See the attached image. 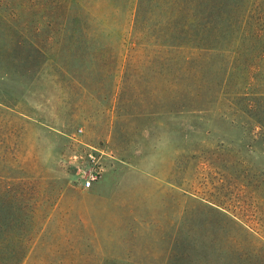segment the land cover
<instances>
[{
	"label": "rangeland",
	"instance_id": "rangeland-1",
	"mask_svg": "<svg viewBox=\"0 0 264 264\" xmlns=\"http://www.w3.org/2000/svg\"><path fill=\"white\" fill-rule=\"evenodd\" d=\"M65 1L0 0V219L29 228L21 264H264V107L242 111L264 103V0H231L206 43L178 33L193 0H68L86 32L49 27ZM186 61L206 80L180 108Z\"/></svg>",
	"mask_w": 264,
	"mask_h": 264
},
{
	"label": "trees",
	"instance_id": "trees-1",
	"mask_svg": "<svg viewBox=\"0 0 264 264\" xmlns=\"http://www.w3.org/2000/svg\"><path fill=\"white\" fill-rule=\"evenodd\" d=\"M69 1L66 0L64 3L53 4L50 17L51 21L48 22L49 27L53 29L58 28L59 30L64 31H88L90 29V26H92L93 24V19L89 14V10L84 4L81 3L75 4V8H71L69 5ZM149 1L152 3V0ZM163 2L164 8H161V12H163V10L167 12L168 10L170 11L169 13H171L170 9L173 6L170 1ZM192 2L193 8L189 9L190 11L192 10V22L189 25L184 26V29L182 27V29L178 33L180 35H189L190 40L198 41L199 43H206L208 42V40H211L209 38H212V32L216 28L219 31H223V29H221L220 27V23L223 20L228 23L229 19H231L232 13L236 12L235 8L232 9V7L234 6L231 5V0H193ZM59 9H62L61 13L58 12ZM172 18L174 21L175 17L169 14L167 25H170L172 23ZM224 28L228 29L229 25L227 24ZM170 33L173 35L174 31ZM174 38H177L176 35H174ZM252 38L258 43H261L264 40L261 32L259 31L253 34ZM69 43L72 42L70 41ZM196 48L207 51L214 50V48L207 47ZM256 49L258 52L256 60H258L259 64V61H264V46H260ZM217 50L226 51L227 49ZM41 52V49L37 47L35 53L41 54ZM185 63L190 67L189 71L191 72V70L194 69V72H189V76L187 73H181L183 74L181 75V78L184 76L183 80L185 81L183 83L184 89H182V87H179L181 92L178 94L177 103L180 108H186L187 106L190 107V105H192L191 96H193L194 93H192V90L190 89L191 81H193L192 86H194L197 80H199L200 83L206 80L203 71L202 74H198L197 72L196 68H199L200 65L194 63V61H186ZM258 64H254L253 67H250V71L252 74H254L255 71H258L260 67H262ZM245 107H248V109H245ZM256 107H264V103L259 102L257 104H254L253 102H248L246 106H244L242 111L249 113ZM259 119H255L256 122H259L264 127V124H262ZM28 230L29 228H27V224H24V222H17L16 220L8 216L6 219H0V264H21L23 258L30 248V237L28 236Z\"/></svg>",
	"mask_w": 264,
	"mask_h": 264
},
{
	"label": "built area",
	"instance_id": "built-area-1",
	"mask_svg": "<svg viewBox=\"0 0 264 264\" xmlns=\"http://www.w3.org/2000/svg\"><path fill=\"white\" fill-rule=\"evenodd\" d=\"M85 152H86V156L94 161V164L97 163V166L87 168L86 170L87 176L85 180L82 181V186L84 188H89L91 184L99 177L102 166L99 162V159H96L98 157L97 156L98 150L96 148L89 146Z\"/></svg>",
	"mask_w": 264,
	"mask_h": 264
}]
</instances>
